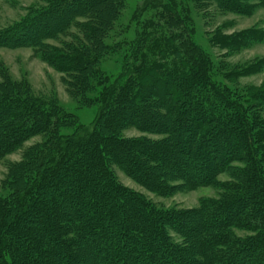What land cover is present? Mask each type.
Instances as JSON below:
<instances>
[{"label":"trees","instance_id":"obj_1","mask_svg":"<svg viewBox=\"0 0 264 264\" xmlns=\"http://www.w3.org/2000/svg\"><path fill=\"white\" fill-rule=\"evenodd\" d=\"M186 1L139 5V17L153 16L138 18L117 76L97 65L122 47L105 40L124 0H46L0 31V44L34 47L70 77L74 91L99 104L86 126L55 100L9 79L0 83V159L43 137L9 164V191L0 194V264H264V91L244 102L216 82L209 55L193 39ZM213 1L242 12L252 0ZM72 26L80 35L66 50L45 43ZM247 37L214 41L238 47ZM92 80L100 89L89 99ZM129 127L161 137L125 138ZM114 166L158 192L177 179L190 188L216 184L228 171L234 182L196 210L165 211L124 187ZM236 230L249 234L240 238Z\"/></svg>","mask_w":264,"mask_h":264},{"label":"rangeland","instance_id":"obj_2","mask_svg":"<svg viewBox=\"0 0 264 264\" xmlns=\"http://www.w3.org/2000/svg\"><path fill=\"white\" fill-rule=\"evenodd\" d=\"M144 1L124 0V7L105 40L106 44H120L122 47L115 51L109 50L102 57L97 66L103 75L120 74L129 56L127 48H130L136 35L138 18L145 20L153 16L152 11H147L139 17L137 9ZM186 3L193 39L209 55L212 62L211 75L216 82L234 91L240 101L248 99L251 92L264 91V6L259 5L257 0H252L246 3L251 7L250 10L240 12L219 8L213 0L203 4L195 0H187ZM46 5V0H0V31ZM247 33L249 37L238 47H227L214 41V38L221 42L239 35L246 36ZM73 34L80 35V30L72 26L68 33L54 35L46 39L45 43L66 50L67 43L74 38ZM7 79L25 85L34 96L48 101L55 100L65 110L76 114L83 125H91L97 116L99 104L84 99L79 92L74 91L70 77L42 58L34 47L0 44V83ZM91 82L94 89L87 94L89 99L96 97L100 89L96 80ZM255 111V108L249 109L250 115ZM258 115V120L264 122V106L259 109ZM68 131L73 130H62ZM121 134L125 138L143 135L155 139L161 137L143 133L135 127L125 128ZM42 140V136H33L20 149L0 159V194L4 195L9 191V164L21 161L24 150ZM232 164L234 167L240 166L236 161ZM113 169L124 187L134 190L165 211L196 210L203 201L220 199L225 194L222 184L234 182L232 171H228L217 176L216 184L190 188L177 179L170 182V189L158 192L142 185L118 167L114 166ZM236 233L240 238L249 234L246 230H236ZM174 238L178 243L183 242V238L177 234Z\"/></svg>","mask_w":264,"mask_h":264}]
</instances>
